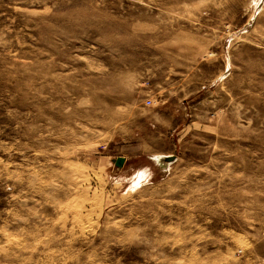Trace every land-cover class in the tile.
Listing matches in <instances>:
<instances>
[{
  "label": "rangeland",
  "instance_id": "rangeland-1",
  "mask_svg": "<svg viewBox=\"0 0 264 264\" xmlns=\"http://www.w3.org/2000/svg\"><path fill=\"white\" fill-rule=\"evenodd\" d=\"M0 264H264V0H0Z\"/></svg>",
  "mask_w": 264,
  "mask_h": 264
},
{
  "label": "water",
  "instance_id": "water-1",
  "mask_svg": "<svg viewBox=\"0 0 264 264\" xmlns=\"http://www.w3.org/2000/svg\"><path fill=\"white\" fill-rule=\"evenodd\" d=\"M152 159L159 164L161 168H166L167 164L172 162L174 160V155L172 154H158V155H153ZM112 161L117 167H121L122 164L125 161V158L122 156L113 158Z\"/></svg>",
  "mask_w": 264,
  "mask_h": 264
},
{
  "label": "bare ground",
  "instance_id": "bare-ground-1",
  "mask_svg": "<svg viewBox=\"0 0 264 264\" xmlns=\"http://www.w3.org/2000/svg\"><path fill=\"white\" fill-rule=\"evenodd\" d=\"M145 172H146L145 169L138 172V174H139L138 179L144 177L146 175ZM141 173H143V175H141Z\"/></svg>",
  "mask_w": 264,
  "mask_h": 264
},
{
  "label": "snow or ice",
  "instance_id": "snow-or-ice-1",
  "mask_svg": "<svg viewBox=\"0 0 264 264\" xmlns=\"http://www.w3.org/2000/svg\"><path fill=\"white\" fill-rule=\"evenodd\" d=\"M141 175H143V173H141Z\"/></svg>",
  "mask_w": 264,
  "mask_h": 264
}]
</instances>
